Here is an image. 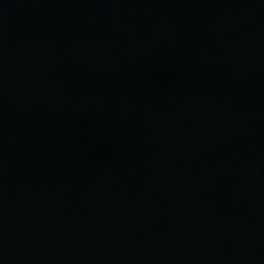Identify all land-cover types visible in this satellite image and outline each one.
<instances>
[{"label": "water", "instance_id": "water-1", "mask_svg": "<svg viewBox=\"0 0 264 264\" xmlns=\"http://www.w3.org/2000/svg\"><path fill=\"white\" fill-rule=\"evenodd\" d=\"M0 264H264V0H0Z\"/></svg>", "mask_w": 264, "mask_h": 264}]
</instances>
